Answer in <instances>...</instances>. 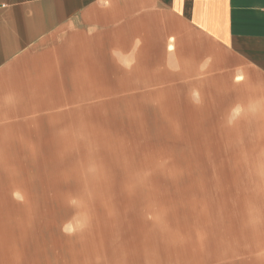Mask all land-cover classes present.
I'll use <instances>...</instances> for the list:
<instances>
[{"label":"crops","instance_id":"crops-1","mask_svg":"<svg viewBox=\"0 0 264 264\" xmlns=\"http://www.w3.org/2000/svg\"><path fill=\"white\" fill-rule=\"evenodd\" d=\"M156 101L162 116L154 126L169 128L153 133L161 142L206 140L195 136L200 132L170 130L175 123L167 112L191 126L215 120L227 129L215 133V142H247L199 150L208 176L216 167L208 151L226 153L221 166L228 183L244 192L238 206L245 242L231 244L264 246V179L258 176L264 168V0H0V198L8 201L0 214L34 213V201L73 197L103 208L114 193L136 215L134 243L124 250L105 252L104 242H116L115 233L90 224L59 242H0V264H95L99 255L110 264H161V253L168 262L183 255L178 262L189 264L187 247L207 242L200 228L209 226L210 215L190 200L183 211L159 212L146 221L143 206H150L153 193L144 171H152L153 179L173 171L158 154L143 160L148 164L136 176L78 175L80 189L46 187L48 167L74 159L80 166V152L126 144L124 131L113 127L125 128L122 120L134 110L139 129L135 113L149 111ZM117 106L123 113H114ZM248 119L257 127L250 139L249 132L235 131ZM203 184L202 177L188 190L202 191ZM11 188L22 191L21 203L11 201ZM254 205L262 209L260 217L251 212ZM165 217L172 226L163 223ZM213 243L223 248L228 242ZM219 252L198 249L190 264L221 257ZM240 254L246 257L229 264H264V254Z\"/></svg>","mask_w":264,"mask_h":264},{"label":"rangeland","instance_id":"rangeland-1","mask_svg":"<svg viewBox=\"0 0 264 264\" xmlns=\"http://www.w3.org/2000/svg\"><path fill=\"white\" fill-rule=\"evenodd\" d=\"M158 103L157 101L154 102L152 107L150 106L149 111H141L140 109L135 113L141 116L139 121L142 126L139 129L136 126L134 110L129 113L128 118H123L122 125L125 128L113 127V129L124 131V138L128 141L126 144L123 143L117 147L114 145L112 150L80 152L79 161L82 160L80 166H78L74 159V161H68L70 165L65 161L61 166L48 167L46 175L47 190L71 192L72 190L80 189L78 187L79 184L75 182V178L78 175H90L102 178L100 180H119L123 175L136 176L140 174V165L148 164V162L144 161L154 160L157 156L152 154H158V157H162L161 160L165 163L167 169H173V171L169 173L170 175H165V177H161L160 179H153L152 175H150L152 171H144L148 175L149 181L147 185L153 193L150 199V206H146L147 203L143 206L146 221L149 223L153 222L159 212L168 215L169 212L175 209L183 211L190 200L199 201V206L206 208L210 215L209 226L200 228L201 236L207 242H194L191 244L193 245L192 247H187L186 253L189 256V264L191 263L190 254H194L198 249H202L204 255L215 249L221 251L219 252L221 257L207 256L203 264H229L242 257H246V255L242 254L237 255V251H251L253 256L263 255L264 246L241 245L239 247V244H231V242H245L246 231L240 225V210L238 206L240 202L239 196H243L244 192L234 190L228 183V176L224 172V167L221 166L226 160L223 158L226 156V153H218L215 150L208 151L213 157L209 163L216 166L214 173L208 176L206 175L204 166L206 162L201 159L203 151L199 150L204 147L226 148L245 146L247 142L240 141L235 144L215 142L212 140L217 136L215 133L218 134L222 130H227L226 128H218L215 120L209 126L206 125V122L204 124L200 120H198V124L191 126L188 124V120L175 117L171 112L167 113L172 118L170 121L175 123V126L170 128V130L200 132L201 134L195 136H198V138L202 136V139L206 140L205 142L201 141V143H185L182 141L178 142V139L175 137L176 142H161L162 136L153 133L165 132L169 128L154 126L157 122H161L158 116H162V112ZM138 105L141 108V104ZM123 111V107L120 106L114 109V113L117 114L123 113ZM254 122L255 120L248 119L244 123L249 126L235 128V131L249 132L247 137L250 139L253 132L257 130V127L251 125ZM112 123L115 125L120 124L116 120H112ZM139 130L145 134H140ZM186 137L190 138V136ZM186 137L184 136L183 138ZM156 140H158V143ZM191 148L193 149L190 150ZM179 155H193L196 158L192 161L189 159L181 160ZM175 169L176 173H174ZM259 173L260 175L258 176L264 179V168ZM202 177L204 178V189L202 191H198L197 189L189 191L188 188H190L192 182ZM259 188L264 190V183L259 184ZM9 192L11 201L21 203L24 200L21 190L11 188ZM1 201L0 206L2 204L7 206L8 201L0 198ZM192 203L197 208V205L193 201ZM11 206H9L8 210L12 211ZM32 206L37 207L34 213L0 214V242H59L64 238L73 237L83 228L94 224L100 232L106 230L107 233L109 231L115 233L114 239H116V242H104L105 246L103 248L105 252L114 248L124 250L125 245L128 248V246L130 247L134 243L135 238L132 236V231L135 230L136 226L135 211L128 208L118 194L112 193L103 208L85 205L77 197H73L70 200L42 199L41 201H34ZM190 207H192L191 203ZM251 212L258 214L260 217L262 209L260 206L254 205L251 208ZM105 217L109 221L107 224L101 219ZM55 222H61V225L59 230L54 232L52 231V227ZM163 223L171 225L173 222L170 218L165 217ZM213 242L228 243L223 248L219 246L215 248L216 243L214 244ZM159 257L161 264H181L178 261L179 258H183V255H173L170 262H168L169 259L162 253ZM95 264H110V259L107 256L101 257L99 255L96 258Z\"/></svg>","mask_w":264,"mask_h":264}]
</instances>
